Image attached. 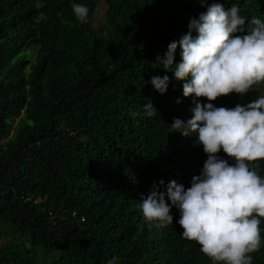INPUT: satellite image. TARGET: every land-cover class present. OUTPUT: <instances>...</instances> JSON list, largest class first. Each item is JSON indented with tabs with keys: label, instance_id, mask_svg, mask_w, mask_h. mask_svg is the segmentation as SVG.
Masks as SVG:
<instances>
[{
	"label": "trees",
	"instance_id": "1",
	"mask_svg": "<svg viewBox=\"0 0 264 264\" xmlns=\"http://www.w3.org/2000/svg\"><path fill=\"white\" fill-rule=\"evenodd\" d=\"M213 2L235 5L246 25L264 19V0ZM73 3L88 7L86 23ZM206 10L201 0H0V264H212L182 237L175 207L167 227L139 208L154 184L198 176L207 160L198 135L171 125L208 101L185 97L187 81L157 62ZM164 75L161 95L150 81ZM256 170L264 177V161ZM260 229L252 264H264V219Z\"/></svg>",
	"mask_w": 264,
	"mask_h": 264
},
{
	"label": "clouds",
	"instance_id": "2",
	"mask_svg": "<svg viewBox=\"0 0 264 264\" xmlns=\"http://www.w3.org/2000/svg\"><path fill=\"white\" fill-rule=\"evenodd\" d=\"M201 6L207 10L190 20L188 32L171 42L157 62L177 80L187 81L185 97L208 101H194L192 118L175 119L171 125L184 137L198 135L207 160L198 176L193 171L185 179L175 175L166 190L163 180L154 184L141 196L139 208L147 222L167 227L173 224L175 207L182 237L197 243L212 264H252L264 219V177L256 170L264 161V94L234 108L215 107L214 102L233 93L245 96L264 85V19L254 16L246 25L235 5L226 10L222 3L201 0ZM71 7L76 19L86 23L88 7ZM178 47L181 61L176 64ZM150 83L163 95L169 77L154 76ZM143 108L148 117L157 113L151 101ZM221 151L234 163L221 158Z\"/></svg>",
	"mask_w": 264,
	"mask_h": 264
},
{
	"label": "rangeland",
	"instance_id": "3",
	"mask_svg": "<svg viewBox=\"0 0 264 264\" xmlns=\"http://www.w3.org/2000/svg\"><path fill=\"white\" fill-rule=\"evenodd\" d=\"M98 11H99V12H98L99 14H100L101 11H103V5H100V6H99V10H98ZM1 243H2V242L0 241V244H1Z\"/></svg>",
	"mask_w": 264,
	"mask_h": 264
}]
</instances>
